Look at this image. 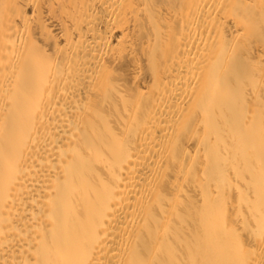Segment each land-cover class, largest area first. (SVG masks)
<instances>
[{
    "label": "bare ground",
    "instance_id": "obj_1",
    "mask_svg": "<svg viewBox=\"0 0 264 264\" xmlns=\"http://www.w3.org/2000/svg\"><path fill=\"white\" fill-rule=\"evenodd\" d=\"M0 264H264V0H0Z\"/></svg>",
    "mask_w": 264,
    "mask_h": 264
}]
</instances>
